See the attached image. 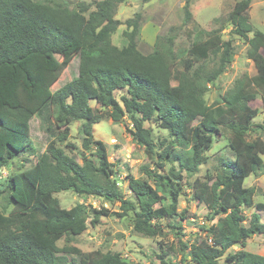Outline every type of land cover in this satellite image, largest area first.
Segmentation results:
<instances>
[{
  "label": "trees",
  "instance_id": "obj_1",
  "mask_svg": "<svg viewBox=\"0 0 264 264\" xmlns=\"http://www.w3.org/2000/svg\"><path fill=\"white\" fill-rule=\"evenodd\" d=\"M124 1L101 0L92 10L85 3L71 8L65 0H0V173L17 157L35 154L33 118L39 119L48 139L34 166L9 176L0 191V264H67L70 254L80 264H133L119 253L59 248L57 243L76 233L91 213L107 216L109 210L97 212L79 204L61 211L54 195L73 192L119 203V211L112 214L120 219L132 215L134 230L147 237L165 235L162 220L180 231L186 219L185 211L177 212L185 195L184 174L195 175L207 163L205 153L220 128L231 133L228 148L234 159L222 161L215 179L194 182L193 199L216 222L207 230V240L190 246V262L264 264V255L228 253L237 245L244 247L253 235L264 236V203H255V189L245 187L251 175L264 174L260 145L248 139L259 113L250 103L264 96V62L255 64V76L236 80L232 90L208 106V86L233 62L232 42L217 31L201 32L203 41L180 52L177 35L171 34L156 37L153 52L146 55L138 48L142 16L137 14L126 23L127 45L120 49L112 37L121 25L115 14ZM191 1L185 2L183 26L192 20ZM250 2L236 3L229 22L232 32L248 42L249 59L255 60L264 50V34L244 15ZM75 55L78 77L53 92ZM127 117L133 127L127 131L143 147L148 162L141 171L149 181L128 180L135 202L125 198L107 147L93 134V126L104 118L118 124ZM153 121L172 139L160 152L152 129L145 126ZM73 122H83L82 148L91 153V158L82 156V164L61 147ZM251 209L247 223L245 211ZM159 260L173 264L164 256ZM180 264H187L184 257Z\"/></svg>",
  "mask_w": 264,
  "mask_h": 264
},
{
  "label": "rangeland",
  "instance_id": "obj_2",
  "mask_svg": "<svg viewBox=\"0 0 264 264\" xmlns=\"http://www.w3.org/2000/svg\"><path fill=\"white\" fill-rule=\"evenodd\" d=\"M37 2H47L50 0H34ZM71 8H75L80 3H85L95 9L96 4L101 0H65ZM242 0H192L190 11L192 20L187 26H183L184 6L186 0H125L118 6L115 19L121 22L117 32L112 37L115 46L122 49L126 47L127 41L124 32L127 30V21L136 18L137 14L141 18V34L138 39V48L143 54L153 52L156 37H166L176 34L175 48L183 52L192 45L200 43L205 39V34L201 32H220L222 39L231 41L234 47L233 62L227 70L218 77L213 85L208 86L205 100L208 106L214 105L232 90L236 80L243 76L253 77L257 74L256 63L264 62V50H261L255 60L249 59V44L244 39L235 35L233 27L229 22V15L233 11L236 3ZM256 31L264 34V0H251L250 7L244 14ZM175 30H172V29ZM172 30V31H171ZM254 33L249 36L252 38ZM201 35V36H200ZM183 56V54H182ZM186 57V56H185ZM197 63V61H195ZM79 56L75 55L70 64L62 72L58 81L52 86V91H56L65 83L78 77ZM175 85L176 82H173ZM116 98L120 99V92H116ZM253 108L258 109V115L254 120L255 129L249 133V141L256 142L259 155L264 162V96L258 95L257 99L250 103ZM94 108L98 106L92 103ZM83 122H73L70 124V137L61 147L70 156H75L82 164V156L91 158V153L84 151L82 142L84 135L81 132ZM146 128L152 129V140L157 152H160L169 142L171 137L169 132L158 127L155 121L145 124ZM133 129L130 118L114 124L111 119L104 118L100 123L93 126L94 138L101 140L107 147L108 159L113 164L117 173V179L121 183L122 193L127 200L135 202L128 188L129 177L140 180H148V177L141 171V166L147 164V157L143 147L136 144L127 128ZM230 131L220 128V135L216 137L214 144L205 155L208 157L206 164L199 168L195 175L185 176V195L179 200L177 212L185 211L186 219L181 222L182 230L176 231L169 225L168 220H162L165 235L163 237H147L137 233L133 228L132 215L120 219L112 214L119 211V203L112 204L102 198L82 197L73 192H61L55 194L59 201L58 209L69 210L76 205H85L87 209L102 212L109 210L107 216L95 217L92 213L87 219L80 222L76 233H70L63 237L58 243L59 248L74 247L83 253L100 251L102 253H119L124 259L133 264H161L159 257L180 264L183 257L187 264L191 258L189 255L190 246L208 239L207 230L216 222L210 220L208 209L203 203L193 199L194 182L208 181L215 179L217 168L224 160H233L234 156L228 148ZM30 138L35 147L33 156L22 155L0 173V191L4 188L9 176L22 172L34 166L36 154L45 152L48 143L47 135L41 128L38 118L31 121ZM246 188H254L256 192L255 203H264V174L251 175L245 182ZM1 211V207H0ZM249 219L254 209L246 210ZM264 222V212L261 213ZM188 246V249L184 248ZM242 247L237 245L228 253H235L241 250L264 255V236L253 235ZM67 264H80L79 257L75 255L66 256Z\"/></svg>",
  "mask_w": 264,
  "mask_h": 264
},
{
  "label": "water",
  "instance_id": "obj_3",
  "mask_svg": "<svg viewBox=\"0 0 264 264\" xmlns=\"http://www.w3.org/2000/svg\"><path fill=\"white\" fill-rule=\"evenodd\" d=\"M120 185H121V183H120Z\"/></svg>",
  "mask_w": 264,
  "mask_h": 264
}]
</instances>
